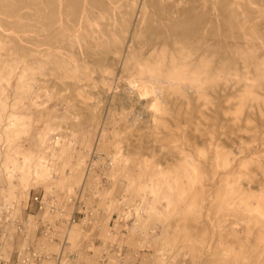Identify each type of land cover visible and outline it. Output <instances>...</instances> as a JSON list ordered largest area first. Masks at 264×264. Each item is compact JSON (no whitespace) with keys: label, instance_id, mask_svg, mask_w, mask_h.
Segmentation results:
<instances>
[{"label":"bare ground","instance_id":"bare-ground-1","mask_svg":"<svg viewBox=\"0 0 264 264\" xmlns=\"http://www.w3.org/2000/svg\"><path fill=\"white\" fill-rule=\"evenodd\" d=\"M94 71L102 75L96 78ZM113 72L125 79L120 93L111 89ZM43 76L52 79V100L68 98L62 87L79 85L76 95L85 107L70 113L40 107L36 86L51 80ZM102 99L108 110L99 128L94 109ZM251 108L264 124V0H0V225L14 229L19 188L44 183L52 195L66 164L78 178L88 162L111 159L109 174L126 178L121 180L128 189L127 208L121 216L133 220L125 223L131 231L145 232L146 212L181 208L190 197L202 204L214 195L209 185H221L217 209L246 215L233 223L245 222L247 240L251 232L259 234L264 264V189L252 194L240 180H254L252 164L263 166L264 160L243 149L237 157L228 142L232 121L239 131L245 128L240 121L256 117ZM126 109L128 121L140 120V129L153 135L168 126L175 111L187 115L189 125L178 128L193 148L180 150L182 155L163 167L141 155L142 144L109 138V132L123 131L110 124ZM167 185L175 206L156 202ZM215 221L222 226L226 219ZM82 229L76 224L72 235L78 238ZM232 232L241 241L240 231ZM235 248L234 255L224 249L222 257L238 264L244 253L250 260L248 245ZM171 250L159 252L157 261H165Z\"/></svg>","mask_w":264,"mask_h":264},{"label":"rangeland","instance_id":"rangeland-1","mask_svg":"<svg viewBox=\"0 0 264 264\" xmlns=\"http://www.w3.org/2000/svg\"><path fill=\"white\" fill-rule=\"evenodd\" d=\"M92 75L97 78L102 73L94 71ZM43 78L51 79L50 76H43ZM109 80L113 93H120L125 86V79L120 77L118 72L110 74ZM48 83L51 86H47ZM36 87L39 94L37 101L40 103V107L52 108L54 106L59 108L60 113H70L72 108H77L80 111L86 105V101L76 95V89L79 87L77 84H69L61 88L60 93L68 96L64 100H52L50 97L52 79L49 82L42 81ZM90 87L85 85L83 88ZM92 90L97 91L98 88ZM97 99V96H93V100ZM115 102L118 104L121 100ZM116 106L120 108L121 104ZM94 110L100 113L98 117L100 128L105 118L104 114L108 110V101L106 99L99 100L98 106ZM129 110L126 109L123 115L116 116L113 125L110 124L111 128L123 127V131L119 135L109 132V138L123 139L128 144H142L141 155L159 162L163 167L177 160L182 155L180 150L193 148L188 144L190 136L178 128L186 123L189 125V121L185 118L187 115L175 111L168 118V126L153 135L140 129V120L134 121L132 118L130 121L127 120ZM253 111L254 114L257 113V109L254 108ZM44 117H42L40 125L44 124L46 119ZM260 120V116L256 114L253 121H240V124H243L245 128L239 131L236 130V124L232 121L231 129H235V131L230 132L228 142L237 157L244 154L240 152L243 149L250 152L252 157L260 158L262 156L264 160V124H260ZM62 123L66 124V122ZM99 137L100 132L97 130L92 144L94 151L97 149L96 143L99 141ZM106 155V152H103V156ZM252 165L254 180L245 177L240 180L242 186L248 188L252 194H260L264 189V163L263 166H258V163ZM113 167L111 159L104 161V164L91 165L88 162L81 168L80 175L76 178L74 166L66 164L60 173V179L52 185V187L54 186L52 195L50 188L44 183L33 184L28 188H19L17 205L20 211L11 218V221L15 223L14 229L8 231L0 225V252L5 254L6 258L14 259L20 253L23 254L28 245L29 247H39L45 244L53 254L59 251L61 242L65 237H68L72 244L79 248L82 261L95 259L96 255L91 254L90 249L99 239L101 244L104 243V248L96 254L106 252L114 264H168V261L176 256V264H216L218 262L219 264H235V258L222 257V251L229 249L231 255H234L236 246L248 245L251 254L250 260L247 261L242 253L238 264H261L260 248L258 247L259 234L251 232L250 239L247 240L248 233L245 230V222L241 220L243 223L240 225L233 223L246 215L239 211L217 209V206L220 205L217 196L220 194L219 189H224L223 186L210 184L209 188L212 191L215 190L211 198H207V200L201 201L202 204H199L198 198L190 197L183 202L181 208L175 206L174 199L166 195V189L170 190V186H162L158 190L156 202L163 207H166L170 202V205H174L176 208L173 207L164 213L146 212L144 216L147 219L146 228L145 232L141 233L142 229L140 228L131 231L125 226V223L131 225L133 222L132 219L126 221L121 216L127 208L126 193L128 189L126 183L122 181H125L126 178L121 176L120 179H116L110 175L109 172ZM91 175H94L92 182L89 179ZM37 196L39 200H35ZM134 202L135 204L140 203L139 195ZM190 204L193 206L189 209ZM6 215L7 213L4 212L1 216L6 219ZM74 217L76 222L72 221ZM215 219H226V221L220 226ZM76 224L83 226V229L78 233V238L72 235ZM49 225L52 227V239L42 232V229ZM257 228L258 226H254L253 229L257 230ZM234 229L240 231L238 235H240L241 241L237 240L239 236L232 232ZM2 242L9 245L10 250L4 247ZM115 246H118L117 252L114 250ZM168 246L172 248L170 255L165 261L159 263L157 261L158 253L165 251ZM48 264H52V262L49 261Z\"/></svg>","mask_w":264,"mask_h":264},{"label":"built area","instance_id":"built-area-1","mask_svg":"<svg viewBox=\"0 0 264 264\" xmlns=\"http://www.w3.org/2000/svg\"><path fill=\"white\" fill-rule=\"evenodd\" d=\"M35 200H39V197H35ZM40 207L42 208V204ZM73 220H76L75 217ZM42 232L44 235L49 236V239H52V227L50 225L43 228ZM77 248L68 237H65L60 244L59 251L56 253L52 254L45 244L39 247H27L23 254L20 253L14 259L6 258L5 254L0 252V264H48L49 261L52 264H114L106 252L96 254L92 248L90 252L96 255L95 259L82 261L79 248ZM114 250L117 252L118 246H115Z\"/></svg>","mask_w":264,"mask_h":264},{"label":"crops","instance_id":"crops-1","mask_svg":"<svg viewBox=\"0 0 264 264\" xmlns=\"http://www.w3.org/2000/svg\"><path fill=\"white\" fill-rule=\"evenodd\" d=\"M95 246V247H94ZM92 247V250L97 253L98 251H100V249L104 248V243L101 244V241L99 239H97V241L95 242V245ZM90 247V246H89ZM87 251L88 248H87ZM92 254V253H91Z\"/></svg>","mask_w":264,"mask_h":264}]
</instances>
